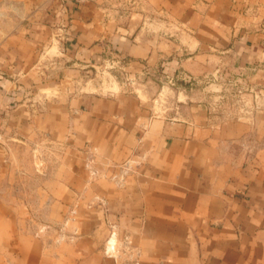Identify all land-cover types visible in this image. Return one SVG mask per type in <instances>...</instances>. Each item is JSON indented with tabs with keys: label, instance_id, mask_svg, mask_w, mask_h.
Segmentation results:
<instances>
[{
	"label": "crops",
	"instance_id": "crops-1",
	"mask_svg": "<svg viewBox=\"0 0 264 264\" xmlns=\"http://www.w3.org/2000/svg\"><path fill=\"white\" fill-rule=\"evenodd\" d=\"M0 135V264H264V0H0Z\"/></svg>",
	"mask_w": 264,
	"mask_h": 264
},
{
	"label": "rangeland",
	"instance_id": "rangeland-1",
	"mask_svg": "<svg viewBox=\"0 0 264 264\" xmlns=\"http://www.w3.org/2000/svg\"><path fill=\"white\" fill-rule=\"evenodd\" d=\"M103 78H101V80H102ZM103 80H105L106 82H108V79L107 78H104ZM131 82H134L135 83V85H136V79H134L133 78V80L132 81H130L129 83H131ZM133 83V84H134ZM161 85V87L159 86V87H156V89H155V91H156V94H161V96H164L166 93H167V91L168 90H170V84H168V82H163V83H160ZM130 85V84H129ZM171 87H174V86H171ZM131 88V87H130ZM164 98V97H163Z\"/></svg>",
	"mask_w": 264,
	"mask_h": 264
},
{
	"label": "built area",
	"instance_id": "built-area-1",
	"mask_svg": "<svg viewBox=\"0 0 264 264\" xmlns=\"http://www.w3.org/2000/svg\"><path fill=\"white\" fill-rule=\"evenodd\" d=\"M1 136V135H0Z\"/></svg>",
	"mask_w": 264,
	"mask_h": 264
}]
</instances>
